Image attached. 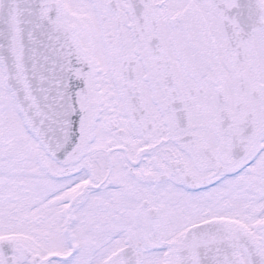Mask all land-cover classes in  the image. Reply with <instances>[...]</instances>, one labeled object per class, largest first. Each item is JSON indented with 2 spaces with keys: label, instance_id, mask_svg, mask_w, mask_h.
<instances>
[{
  "label": "snow or ice",
  "instance_id": "1",
  "mask_svg": "<svg viewBox=\"0 0 264 264\" xmlns=\"http://www.w3.org/2000/svg\"><path fill=\"white\" fill-rule=\"evenodd\" d=\"M0 264H264V0H0Z\"/></svg>",
  "mask_w": 264,
  "mask_h": 264
}]
</instances>
